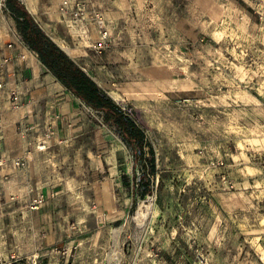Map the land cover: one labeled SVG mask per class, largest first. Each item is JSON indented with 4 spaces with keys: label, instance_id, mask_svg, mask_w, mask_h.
Segmentation results:
<instances>
[{
    "label": "rangeland",
    "instance_id": "1",
    "mask_svg": "<svg viewBox=\"0 0 264 264\" xmlns=\"http://www.w3.org/2000/svg\"><path fill=\"white\" fill-rule=\"evenodd\" d=\"M241 2L150 1L133 17L123 8L134 64L93 73L143 130L145 152L153 148L151 193L109 180L111 162L132 161L134 176L149 163L101 113L84 109L59 145L73 146L65 165L76 219L121 218L120 264H264V0ZM70 250L64 264H75Z\"/></svg>",
    "mask_w": 264,
    "mask_h": 264
},
{
    "label": "crops",
    "instance_id": "2",
    "mask_svg": "<svg viewBox=\"0 0 264 264\" xmlns=\"http://www.w3.org/2000/svg\"><path fill=\"white\" fill-rule=\"evenodd\" d=\"M20 1L42 30L112 98L104 87L107 78L93 72L134 64L126 57L122 23L128 16L123 8L133 17L144 12L148 2L162 0H68L65 12L59 10L63 0H27L31 9ZM80 6L82 17L74 19L71 11ZM4 13L7 17L0 14V264H64L71 248L75 264H120L124 259L121 218L95 225L83 217L76 219L73 181L65 165L73 146H59L72 130L70 124L84 109L92 108L44 67L22 40L7 8ZM99 19L114 35L110 46L101 50L92 47L99 39ZM59 39L69 51L58 44ZM12 88L20 93L17 104L11 102ZM46 137L52 146L39 149ZM17 159L22 165H14ZM51 160L58 162V171L48 164ZM133 167L132 161L111 162L109 180L119 184L124 179L132 194ZM34 198L42 200L37 210L31 208ZM77 211L84 214L83 207ZM56 247H67L68 252L61 256L53 251Z\"/></svg>",
    "mask_w": 264,
    "mask_h": 264
},
{
    "label": "trees",
    "instance_id": "3",
    "mask_svg": "<svg viewBox=\"0 0 264 264\" xmlns=\"http://www.w3.org/2000/svg\"><path fill=\"white\" fill-rule=\"evenodd\" d=\"M237 1L242 3L241 0ZM5 3L22 40L37 54L44 67L87 106L100 111L104 122L115 128L136 157L149 163L148 171L144 170L140 175L134 176V185L141 194L151 193V178L156 171L154 151L152 146H147L148 151L145 152L143 130L42 30L20 0H5Z\"/></svg>",
    "mask_w": 264,
    "mask_h": 264
},
{
    "label": "built area",
    "instance_id": "4",
    "mask_svg": "<svg viewBox=\"0 0 264 264\" xmlns=\"http://www.w3.org/2000/svg\"><path fill=\"white\" fill-rule=\"evenodd\" d=\"M68 5H69V1L63 0L59 6V10L61 12H65ZM5 9H6L5 0H0V14L4 13ZM82 13H83L82 6L74 7V9H72V11H71V15L74 19L81 18ZM97 26H98V32H99V39L97 40V42H94L92 44V47L94 49L101 50V49L105 48V46L108 44L110 33H109V30L105 27V25L101 19L97 20ZM0 87H1V83H0ZM19 97H20V93L15 88L10 89V98H11L12 104H17L19 102ZM121 109L126 115L133 118V116L129 110H127L123 106H121ZM38 148L41 149V148H44V146H38ZM2 164H3V161L0 159V166ZM14 165L15 166L22 165V160H20V159L15 160ZM33 207H36V205L33 204Z\"/></svg>",
    "mask_w": 264,
    "mask_h": 264
},
{
    "label": "bare ground",
    "instance_id": "5",
    "mask_svg": "<svg viewBox=\"0 0 264 264\" xmlns=\"http://www.w3.org/2000/svg\"><path fill=\"white\" fill-rule=\"evenodd\" d=\"M25 2H26V5H27V7L28 8H32L31 7V4H29L28 2H27V0H24ZM61 42H58V44L62 47V48H64L66 51H69V49H68V47L64 44V42L62 41V40H60Z\"/></svg>",
    "mask_w": 264,
    "mask_h": 264
}]
</instances>
